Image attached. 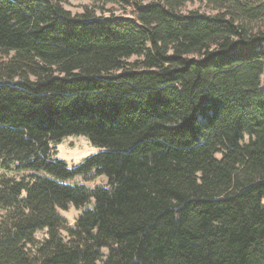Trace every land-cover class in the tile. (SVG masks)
I'll return each mask as SVG.
<instances>
[{"label":"trees","instance_id":"trees-1","mask_svg":"<svg viewBox=\"0 0 264 264\" xmlns=\"http://www.w3.org/2000/svg\"><path fill=\"white\" fill-rule=\"evenodd\" d=\"M65 1L0 0V264H264V0Z\"/></svg>","mask_w":264,"mask_h":264},{"label":"rangeland","instance_id":"rangeland-1","mask_svg":"<svg viewBox=\"0 0 264 264\" xmlns=\"http://www.w3.org/2000/svg\"><path fill=\"white\" fill-rule=\"evenodd\" d=\"M65 9L70 11L73 15L81 14L84 12L86 7L97 8L96 14L98 16H109L111 13L108 11L102 12L101 8L94 6L91 0H66L63 2ZM114 5H107L106 9H112ZM200 11V12H210V7H208L205 0H194L186 5L185 11ZM116 14H120L121 11H116ZM5 61V58H0V63ZM264 83V80H263ZM57 158L64 160L69 167L77 166L83 162L86 158L100 152V149L93 146L90 141L85 136H70L65 138L57 146ZM0 176L6 177H19V174L14 172H8L0 169ZM107 178L102 176L91 181H86L82 177H77L70 181L71 183H83L87 187L93 188L97 185H104L107 183ZM61 214L65 217L69 226H74L76 219L78 218L80 211L71 208L67 212L61 211ZM46 236L45 232H39L36 235L37 240H41Z\"/></svg>","mask_w":264,"mask_h":264}]
</instances>
